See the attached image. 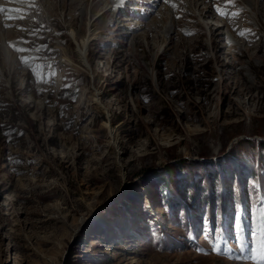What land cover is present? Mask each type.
Masks as SVG:
<instances>
[{
	"label": "rangeland",
	"instance_id": "rangeland-1",
	"mask_svg": "<svg viewBox=\"0 0 264 264\" xmlns=\"http://www.w3.org/2000/svg\"><path fill=\"white\" fill-rule=\"evenodd\" d=\"M53 1L0 0V264H261L264 17Z\"/></svg>",
	"mask_w": 264,
	"mask_h": 264
},
{
	"label": "bare ground",
	"instance_id": "bare-ground-1",
	"mask_svg": "<svg viewBox=\"0 0 264 264\" xmlns=\"http://www.w3.org/2000/svg\"><path fill=\"white\" fill-rule=\"evenodd\" d=\"M24 1V0H23ZM33 1V0H32ZM36 1V3L38 4V6H39V3L40 4H42L44 7H45V9L47 10V12H48V10L49 9H51L54 5H53V0H35ZM113 1H115V0H113ZM183 1V0H182ZM235 1V0H234ZM245 2H247V4L249 5V7H250V10L251 11H253V13H254V17H255V19L259 22V17L260 16H263L264 17V0H244ZM188 2V13L190 14V15H192V16H194V13H193V11H192V9H191V6L190 5H192V4H194L195 3V0H191V1H187ZM200 2V1H199ZM208 2V1H207ZM23 3V2H22ZM55 3H57V2H55ZM59 3H60V6H63V5H66V3H65V1L64 0H61V1H59ZM7 4V3H6ZM6 4L5 3H2L1 5H4V6H6ZM11 4V3H10ZM15 5H18V6H20V4L19 3H15ZM122 5V4H121ZM187 5V4H186ZM203 5V4H202ZM211 6V5H210ZM32 7V6H31ZM37 7V6H36ZM197 6H195V8H196ZM209 7V6H208ZM208 7H206L207 9H206V11H205V13H202L203 11V9L201 10V9H199V8H197V9H199V11H200V14L199 13H196L197 15L199 14V16H202L203 15V17L205 16L207 19L209 18V19H211L213 16H215V14L216 13H211V11H209V9H208ZM212 7V6H211ZM244 7V6H243ZM242 6H240V8H241V10L238 8V11L240 12L241 11V13L242 14H244V8H243ZM16 8V7H15ZM106 8V7H105ZM108 8V7H107ZM171 8L173 9V5L171 6ZM225 8V7H224ZM16 10H18V9H16ZM103 10V11H102ZM102 10L96 15L97 17H99V19L101 20V18H102V16L104 15V12H106V11H104V8H102ZM229 10H231V9H229ZM25 11V10H24ZM174 11H176V12H180V10H178V8H174ZM221 11V10H220ZM237 10L235 11V14L238 12ZM225 12V11H224ZM13 13V12H12ZM28 13V12H27ZM26 13V14H27ZM37 13V12H36ZM165 13V15L166 16H168V18H169V14H168V12L166 13V12H164ZM219 13V12H218ZM41 14V13H40ZM217 15V14H216ZM230 15V14H229ZM10 16V15H9ZM49 16V15H48ZM232 16V15H231ZM1 17V16H0ZM5 17V16H4ZM3 17V18H4ZM11 17V16H10ZM104 17V16H103ZM174 17V16H173ZM195 17V16H194ZM196 18V17H195ZM218 18V17H217ZM247 18V17H246ZM0 19H2V17L0 18ZM116 19V18H115ZM199 20L201 19V17H199L198 18ZM204 19V18H203ZM224 19H226V18H224ZM187 20V19H186ZM221 20V19H220ZM255 20V21H256ZM175 21V20H174ZM174 21L172 20V22H173V24H174V26L176 25V22H178V21H176L175 23H174ZM196 21V20H195ZM256 21V22H257ZM230 22V21H229ZM229 22L227 21V22H225L226 24H227V26L229 27V29L232 31V29H231V26H230V24H229ZM257 22V23H258ZM189 23V22H188ZM242 23H243V21H242ZM199 25V24H198ZM221 25H223V24H216V26H214L213 24H211V23H209V24H207L206 23V26L209 28V32H210V35H211V37H213V39H216L217 38V40H218V38L220 39V33H222V31L220 30V28L219 27H221ZM91 26L92 25H90V22H88L87 24H86V34H85V36L83 37V38H81V39H77V34L75 33V32H72V31H70L71 33H70V36H71V38H72V40L75 42V45H76V49H75V51H76V53H77V60L79 61V63L83 66V67H85V68H90V65H89V62H88V60H87V51H88V47H89V44H90V42H91V40H93L94 39V37H93V35L91 34ZM233 26H234V24H233ZM240 26V25H239ZM225 27V26H224ZM223 27V28H224ZM235 27H237V26H235ZM247 27V26H246ZM195 29V28H194ZM207 29V28H206ZM205 29V30H206ZM226 29V28H225ZM224 29V30H225ZM252 29V28H251ZM249 30L250 29H246L243 25H241V27L239 28V29H237V30H235L236 31V34H238V33H240V34H244V37L245 36H248L247 34L249 33ZM11 31V30H10ZM204 32V31H203ZM224 32H226V31H224ZM196 34V33H195ZM226 34V33H225ZM236 38V37H235ZM255 38V37H254ZM250 39V38H249ZM213 44H214V42H213ZM236 46V45H235ZM247 47V46H246ZM237 90V89H236ZM94 101H95V103L97 104V107L99 108V109H101V111L103 112V113H105L107 116H108V109H106L105 107H102L101 105H99V103H98V99L97 98H94ZM107 126V125H106ZM85 221H86V218H80L79 219V223H78V228H77V231L80 229V228H82V226L84 225V223H85ZM76 228H75V230L73 231V233L76 231ZM76 236V235H75ZM256 251H258L260 254H261V258H258L257 260H258V262L259 263H261V264H264V245L262 246V245H257V248H256ZM9 261V260H8Z\"/></svg>",
	"mask_w": 264,
	"mask_h": 264
},
{
	"label": "snow or ice",
	"instance_id": "snow-or-ice-1",
	"mask_svg": "<svg viewBox=\"0 0 264 264\" xmlns=\"http://www.w3.org/2000/svg\"><path fill=\"white\" fill-rule=\"evenodd\" d=\"M164 2L166 3L167 2V0H164ZM9 19H11V18H9ZM17 51H19V52H23V51H25L24 49H22V48H18V49H16Z\"/></svg>",
	"mask_w": 264,
	"mask_h": 264
}]
</instances>
